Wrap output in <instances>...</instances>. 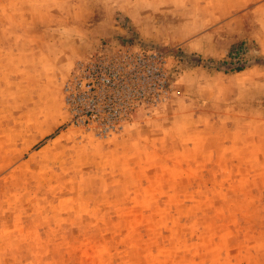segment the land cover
<instances>
[{"label":"rangeland","instance_id":"obj_1","mask_svg":"<svg viewBox=\"0 0 264 264\" xmlns=\"http://www.w3.org/2000/svg\"><path fill=\"white\" fill-rule=\"evenodd\" d=\"M127 45L168 94L71 123L75 64ZM0 264H264V0H0Z\"/></svg>","mask_w":264,"mask_h":264},{"label":"built area","instance_id":"obj_2","mask_svg":"<svg viewBox=\"0 0 264 264\" xmlns=\"http://www.w3.org/2000/svg\"><path fill=\"white\" fill-rule=\"evenodd\" d=\"M248 50L245 43L235 47L228 62L240 65ZM166 55L160 48L127 45L78 61L65 86L70 122L108 134L115 132L135 107L155 106L171 88Z\"/></svg>","mask_w":264,"mask_h":264},{"label":"trees","instance_id":"obj_3","mask_svg":"<svg viewBox=\"0 0 264 264\" xmlns=\"http://www.w3.org/2000/svg\"><path fill=\"white\" fill-rule=\"evenodd\" d=\"M242 44H243V43L241 42V43H240L239 45H237L236 47H239V46L241 47V46H242ZM235 51H238V49H237V50H235ZM231 54H232V53H231V52H229V55H231ZM237 68H240V67H237Z\"/></svg>","mask_w":264,"mask_h":264},{"label":"crops","instance_id":"obj_4","mask_svg":"<svg viewBox=\"0 0 264 264\" xmlns=\"http://www.w3.org/2000/svg\"><path fill=\"white\" fill-rule=\"evenodd\" d=\"M260 52V51H259Z\"/></svg>","mask_w":264,"mask_h":264}]
</instances>
